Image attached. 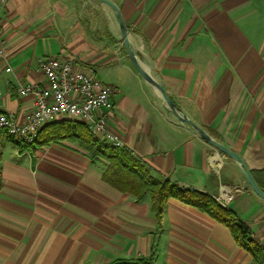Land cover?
<instances>
[{
  "label": "crops",
  "instance_id": "obj_1",
  "mask_svg": "<svg viewBox=\"0 0 264 264\" xmlns=\"http://www.w3.org/2000/svg\"><path fill=\"white\" fill-rule=\"evenodd\" d=\"M113 1L142 65L187 117L241 155L264 190V0ZM83 7L77 0H0V112L24 123L33 97L19 96L16 85L44 84L40 57L75 55L84 73L114 88L107 128L122 147L155 178L180 187L212 196L221 184L242 187L226 207L264 247V199L233 159L166 109L119 45L112 9L101 31L88 29ZM113 69L123 73L104 81L99 72ZM63 119L71 118L45 124ZM23 151L0 133V264L251 262L227 226L177 198L156 219L150 193L137 200L113 188L102 180L103 166L70 140Z\"/></svg>",
  "mask_w": 264,
  "mask_h": 264
},
{
  "label": "trees",
  "instance_id": "obj_2",
  "mask_svg": "<svg viewBox=\"0 0 264 264\" xmlns=\"http://www.w3.org/2000/svg\"><path fill=\"white\" fill-rule=\"evenodd\" d=\"M9 138L17 145L19 151L33 145L70 140L86 152L92 163L103 166L102 180L113 188L129 193L137 200L146 193H150L151 208L156 219H161L166 201L171 197L177 198L227 226L235 242L251 255L250 264H264V247L252 237L247 225L233 210L222 205L208 193L182 188L176 182L167 179L155 178L140 157L127 148L115 147L94 137L80 121L63 119L44 124L38 130V136L33 145L21 144ZM150 262V258L140 257L129 260L117 259L110 264H148Z\"/></svg>",
  "mask_w": 264,
  "mask_h": 264
},
{
  "label": "built area",
  "instance_id": "obj_3",
  "mask_svg": "<svg viewBox=\"0 0 264 264\" xmlns=\"http://www.w3.org/2000/svg\"><path fill=\"white\" fill-rule=\"evenodd\" d=\"M0 63H5L2 51H0ZM37 69L44 74V84L16 85V93L19 96L33 97L32 112L21 124L15 120L12 113L0 112V133L3 132L21 144L33 145L38 130L53 117L63 115L84 123L94 137L112 146L122 147L119 137L107 128L106 111L112 109L111 95L114 91L112 86L101 81L93 73H84L80 69L77 57L73 54L40 57L37 61ZM5 71L11 72L12 69L6 66ZM209 161L213 167L219 166L214 156H211ZM241 190L242 187L238 185L221 184L214 197L226 206Z\"/></svg>",
  "mask_w": 264,
  "mask_h": 264
},
{
  "label": "water",
  "instance_id": "obj_4",
  "mask_svg": "<svg viewBox=\"0 0 264 264\" xmlns=\"http://www.w3.org/2000/svg\"><path fill=\"white\" fill-rule=\"evenodd\" d=\"M102 3L109 6L116 18L117 25L120 31V37L122 44L124 46V49L137 70V72L140 74V76L149 84H151L158 92L160 98L165 104L166 109L176 117V119L180 122H184L192 129L207 143L215 147L219 152L222 154L230 157L233 159L236 164L238 165L240 172L242 173L245 182L247 185L250 186V188L260 197L264 199V190L256 183L250 169L246 165L244 159L239 155L237 152L229 149L224 144L220 143L219 141L215 140L213 137H211L202 127H200L198 124H196L193 120H191L189 117H187L181 109L172 101V99L169 97V95L166 93L162 81L158 80L154 76H152L149 71L142 65V63L139 61L136 53L133 50L132 44L130 42L128 29L125 23V20L122 16V13L118 7V5L113 0H99Z\"/></svg>",
  "mask_w": 264,
  "mask_h": 264
},
{
  "label": "rangeland",
  "instance_id": "obj_5",
  "mask_svg": "<svg viewBox=\"0 0 264 264\" xmlns=\"http://www.w3.org/2000/svg\"><path fill=\"white\" fill-rule=\"evenodd\" d=\"M77 3H79V5L81 4L84 5L83 14H84L85 20L89 18L90 20H87V21H91V23H89L88 25V29L101 30V27H103L104 25L107 26L108 19L106 17V14L108 13L109 8H107L106 5H104L98 0H77ZM88 14L89 16L88 18H86L87 17L86 15ZM112 29L116 31V33H118L115 22H113L112 24ZM121 44L122 43H120L119 45ZM120 71H124V69L121 68ZM118 72H119V69H113L111 70V74H108L106 71H100L99 73L101 77L103 78V80L107 82L110 80L111 76H113V73H115L114 76H120L123 73V72H120L118 75ZM127 77H130V79H132V76H130V74H127Z\"/></svg>",
  "mask_w": 264,
  "mask_h": 264
}]
</instances>
